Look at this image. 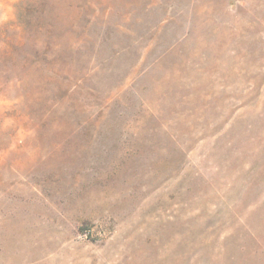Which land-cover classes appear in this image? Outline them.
I'll return each instance as SVG.
<instances>
[{
	"label": "rangeland",
	"instance_id": "obj_1",
	"mask_svg": "<svg viewBox=\"0 0 264 264\" xmlns=\"http://www.w3.org/2000/svg\"><path fill=\"white\" fill-rule=\"evenodd\" d=\"M0 264H264V0H0Z\"/></svg>",
	"mask_w": 264,
	"mask_h": 264
},
{
	"label": "trees",
	"instance_id": "obj_2",
	"mask_svg": "<svg viewBox=\"0 0 264 264\" xmlns=\"http://www.w3.org/2000/svg\"><path fill=\"white\" fill-rule=\"evenodd\" d=\"M32 27V26H31Z\"/></svg>",
	"mask_w": 264,
	"mask_h": 264
}]
</instances>
